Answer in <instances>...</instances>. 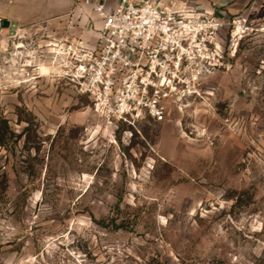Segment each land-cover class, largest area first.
<instances>
[{"label": "rangeland", "instance_id": "1", "mask_svg": "<svg viewBox=\"0 0 264 264\" xmlns=\"http://www.w3.org/2000/svg\"><path fill=\"white\" fill-rule=\"evenodd\" d=\"M248 19L229 71L135 127L48 71L46 37L0 36V264H264V5Z\"/></svg>", "mask_w": 264, "mask_h": 264}, {"label": "built area", "instance_id": "2", "mask_svg": "<svg viewBox=\"0 0 264 264\" xmlns=\"http://www.w3.org/2000/svg\"><path fill=\"white\" fill-rule=\"evenodd\" d=\"M84 3L102 19L96 47L46 30L41 36L48 39L50 72L86 96L108 124L159 120L168 106L200 97L210 78L230 70L240 42L262 31L247 17L199 11L180 0ZM8 29L0 16V36Z\"/></svg>", "mask_w": 264, "mask_h": 264}, {"label": "crops", "instance_id": "3", "mask_svg": "<svg viewBox=\"0 0 264 264\" xmlns=\"http://www.w3.org/2000/svg\"><path fill=\"white\" fill-rule=\"evenodd\" d=\"M169 1V0H168ZM199 11L250 18L253 7L264 0H180ZM114 3V1H113ZM0 16L9 22L7 35L41 34L69 37L96 47L102 19L84 0H0Z\"/></svg>", "mask_w": 264, "mask_h": 264}, {"label": "trees", "instance_id": "4", "mask_svg": "<svg viewBox=\"0 0 264 264\" xmlns=\"http://www.w3.org/2000/svg\"><path fill=\"white\" fill-rule=\"evenodd\" d=\"M5 123V130L7 131V132H10V134H12L13 135V133H12V131L9 129V126L7 125V122H4ZM4 138V134H2V135H0V140H2Z\"/></svg>", "mask_w": 264, "mask_h": 264}, {"label": "water", "instance_id": "5", "mask_svg": "<svg viewBox=\"0 0 264 264\" xmlns=\"http://www.w3.org/2000/svg\"><path fill=\"white\" fill-rule=\"evenodd\" d=\"M10 25H9V22L8 21H4V27L8 28Z\"/></svg>", "mask_w": 264, "mask_h": 264}, {"label": "bare ground", "instance_id": "6", "mask_svg": "<svg viewBox=\"0 0 264 264\" xmlns=\"http://www.w3.org/2000/svg\"><path fill=\"white\" fill-rule=\"evenodd\" d=\"M45 68H46V67H45ZM47 69H48V71H49V68H47ZM44 73H45V74L48 73L46 69L44 70Z\"/></svg>", "mask_w": 264, "mask_h": 264}]
</instances>
